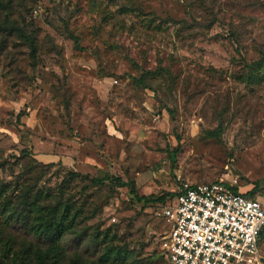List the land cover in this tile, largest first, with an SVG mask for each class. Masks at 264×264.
<instances>
[{"label": "rangeland", "instance_id": "obj_1", "mask_svg": "<svg viewBox=\"0 0 264 264\" xmlns=\"http://www.w3.org/2000/svg\"><path fill=\"white\" fill-rule=\"evenodd\" d=\"M263 55L264 0H0V186L13 202L63 189L81 207L60 264H97L107 229L167 264L164 213L182 185L257 184L264 199V82L244 80ZM15 217L4 236L34 249Z\"/></svg>", "mask_w": 264, "mask_h": 264}, {"label": "built area", "instance_id": "obj_2", "mask_svg": "<svg viewBox=\"0 0 264 264\" xmlns=\"http://www.w3.org/2000/svg\"><path fill=\"white\" fill-rule=\"evenodd\" d=\"M222 180L182 185L167 204L160 250L167 264H264V199Z\"/></svg>", "mask_w": 264, "mask_h": 264}, {"label": "trees", "instance_id": "obj_3", "mask_svg": "<svg viewBox=\"0 0 264 264\" xmlns=\"http://www.w3.org/2000/svg\"><path fill=\"white\" fill-rule=\"evenodd\" d=\"M17 31L19 36L26 41L30 58L34 59L36 56L34 40L26 36L21 30L18 29ZM249 66L251 69L250 75L246 79L244 78L245 82H264V55L249 64ZM161 70L167 76H171L167 69L161 68ZM139 82H143V80L140 79ZM221 134L222 129L219 128L216 131L209 132L208 136L217 138ZM72 176L76 177L77 175L73 174ZM83 179L94 187L111 183L114 180L119 186H129L131 190L134 189L132 184H125L118 178L85 176ZM232 189L234 192H238L234 187ZM257 190L258 185L256 184L244 196L255 198L254 195ZM8 192L7 187L0 186V264H60L65 256V247L63 245L65 237L75 234L81 221L84 220L81 207H76L68 199L64 198L63 189L54 198L45 191H34L30 187L23 188L16 202L10 199ZM176 195L177 193H173L170 196L174 198ZM134 198L145 204L164 202L165 200V197L155 199L139 197L136 193H134ZM14 216H16V220L19 218L23 219L22 222L31 234L30 237L36 241L34 249L29 246L21 252L14 251L13 240L4 236L3 227L6 225L7 220ZM97 234V237L102 236L103 240V246L97 255V264H145L144 259H140L141 255L128 249L126 245H114L113 242L117 240V237L116 235H111L109 229ZM160 256L166 262L162 252Z\"/></svg>", "mask_w": 264, "mask_h": 264}, {"label": "crops", "instance_id": "obj_4", "mask_svg": "<svg viewBox=\"0 0 264 264\" xmlns=\"http://www.w3.org/2000/svg\"><path fill=\"white\" fill-rule=\"evenodd\" d=\"M264 239V232L262 233V235H261V237H260V239H259V253H260V256L262 257V259L264 260V256L261 254V241Z\"/></svg>", "mask_w": 264, "mask_h": 264}]
</instances>
